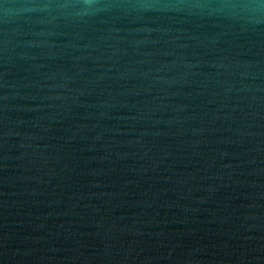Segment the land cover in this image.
Wrapping results in <instances>:
<instances>
[{"label": "water", "instance_id": "obj_1", "mask_svg": "<svg viewBox=\"0 0 264 264\" xmlns=\"http://www.w3.org/2000/svg\"><path fill=\"white\" fill-rule=\"evenodd\" d=\"M0 264H264V0H0Z\"/></svg>", "mask_w": 264, "mask_h": 264}]
</instances>
